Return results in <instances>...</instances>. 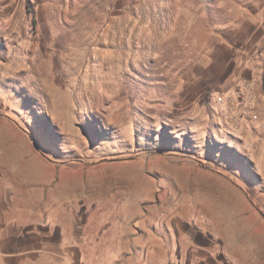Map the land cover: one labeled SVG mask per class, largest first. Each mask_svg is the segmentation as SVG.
Segmentation results:
<instances>
[{"label": "rangeland", "instance_id": "374dc122", "mask_svg": "<svg viewBox=\"0 0 264 264\" xmlns=\"http://www.w3.org/2000/svg\"><path fill=\"white\" fill-rule=\"evenodd\" d=\"M263 85L264 0H0V264H147L116 238L176 219L191 264H264Z\"/></svg>", "mask_w": 264, "mask_h": 264}, {"label": "crops", "instance_id": "0c3cea01", "mask_svg": "<svg viewBox=\"0 0 264 264\" xmlns=\"http://www.w3.org/2000/svg\"><path fill=\"white\" fill-rule=\"evenodd\" d=\"M164 225L165 226L162 227V230L164 229L162 231V236L158 237L156 231H150L151 233L147 234L145 240L146 246L142 244L136 235L133 234L132 230L123 232L124 234L120 233V236H118L116 239L121 240L120 237H122L124 241H127V244L120 246V248H145L144 257L133 256L132 254L129 257L126 256L125 258L130 259V261H136L137 263L147 264H191V258L196 259L197 257L200 258L202 255H204L202 252H200L202 247L200 245L194 244L195 235L193 233L181 231V229H179L178 219H176L175 222L171 220L165 221ZM75 228L77 229V226H74V230ZM83 229L84 228L82 226L80 236L76 230L66 232L65 246L68 248H74V245L78 244L79 242L84 243L92 239L96 240L94 238V234H90L91 239H86L84 237L85 230L83 231ZM99 240H96V243L104 241L103 238L102 240ZM82 245L75 247H81ZM186 249H189L191 252L184 253ZM190 254L194 255V257ZM207 255L208 254H205L204 256Z\"/></svg>", "mask_w": 264, "mask_h": 264}, {"label": "built area", "instance_id": "2783aa9c", "mask_svg": "<svg viewBox=\"0 0 264 264\" xmlns=\"http://www.w3.org/2000/svg\"><path fill=\"white\" fill-rule=\"evenodd\" d=\"M214 104L222 109V117L235 132L240 130L241 119L247 117L251 122L258 119L253 109V99L247 87H241L231 95H217Z\"/></svg>", "mask_w": 264, "mask_h": 264}, {"label": "trees", "instance_id": "16d2710c", "mask_svg": "<svg viewBox=\"0 0 264 264\" xmlns=\"http://www.w3.org/2000/svg\"><path fill=\"white\" fill-rule=\"evenodd\" d=\"M262 89H263V92H264V85L262 86ZM45 132H47L48 133V130H49V124H48V122L45 124ZM50 132V131H49ZM24 133L29 137V138H31V137H34V134H33V132L32 131H26V130H24ZM46 159H48V158H46ZM48 161H50L49 159H48ZM262 215H264L263 214V212H260Z\"/></svg>", "mask_w": 264, "mask_h": 264}, {"label": "bare ground", "instance_id": "6f19581e", "mask_svg": "<svg viewBox=\"0 0 264 264\" xmlns=\"http://www.w3.org/2000/svg\"><path fill=\"white\" fill-rule=\"evenodd\" d=\"M98 77V76H97Z\"/></svg>", "mask_w": 264, "mask_h": 264}, {"label": "water", "instance_id": "95a60500", "mask_svg": "<svg viewBox=\"0 0 264 264\" xmlns=\"http://www.w3.org/2000/svg\"><path fill=\"white\" fill-rule=\"evenodd\" d=\"M37 149V148H36Z\"/></svg>", "mask_w": 264, "mask_h": 264}]
</instances>
